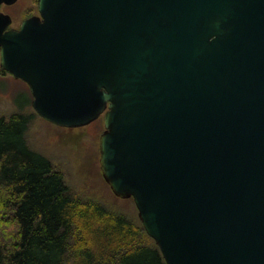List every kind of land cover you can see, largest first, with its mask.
<instances>
[{"label": "water", "instance_id": "obj_1", "mask_svg": "<svg viewBox=\"0 0 264 264\" xmlns=\"http://www.w3.org/2000/svg\"><path fill=\"white\" fill-rule=\"evenodd\" d=\"M17 0H0L12 5ZM0 70L99 168L165 264H264V0H37Z\"/></svg>", "mask_w": 264, "mask_h": 264}, {"label": "trees", "instance_id": "obj_2", "mask_svg": "<svg viewBox=\"0 0 264 264\" xmlns=\"http://www.w3.org/2000/svg\"><path fill=\"white\" fill-rule=\"evenodd\" d=\"M30 121L0 115V264H165L139 221L72 197L29 148Z\"/></svg>", "mask_w": 264, "mask_h": 264}, {"label": "rangeland", "instance_id": "obj_3", "mask_svg": "<svg viewBox=\"0 0 264 264\" xmlns=\"http://www.w3.org/2000/svg\"><path fill=\"white\" fill-rule=\"evenodd\" d=\"M0 11L12 17L11 28H16L24 19L38 15L37 0H18ZM31 101L27 85L0 70V115L21 112L31 116L26 132L29 148L50 161L72 197L97 203L134 223L139 221L132 199L115 197L101 176L98 145L104 116L85 127L60 128L36 115Z\"/></svg>", "mask_w": 264, "mask_h": 264}, {"label": "flooded vegetation", "instance_id": "obj_4", "mask_svg": "<svg viewBox=\"0 0 264 264\" xmlns=\"http://www.w3.org/2000/svg\"><path fill=\"white\" fill-rule=\"evenodd\" d=\"M18 2V0L14 3V4H12V5H1L0 6V8L2 7V6H13V5H15L16 3ZM1 12V11H0ZM5 14V13H4ZM8 15V14H7ZM10 16V15H9ZM31 17V16H30ZM10 18H11V20H12V17L10 16ZM29 18V17H28ZM27 19V18H26ZM25 20V19H24ZM21 24V23H20ZM20 26V25H19ZM9 28H11V26L9 27ZM19 27H16V29H18ZM98 120V119H97ZM95 122V121H94ZM91 124H93V122L91 123ZM90 125V124H89Z\"/></svg>", "mask_w": 264, "mask_h": 264}]
</instances>
